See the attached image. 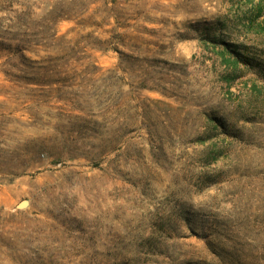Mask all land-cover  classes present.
Returning <instances> with one entry per match:
<instances>
[{
	"label": "rangeland",
	"instance_id": "1",
	"mask_svg": "<svg viewBox=\"0 0 264 264\" xmlns=\"http://www.w3.org/2000/svg\"><path fill=\"white\" fill-rule=\"evenodd\" d=\"M0 264H264V0H0Z\"/></svg>",
	"mask_w": 264,
	"mask_h": 264
}]
</instances>
